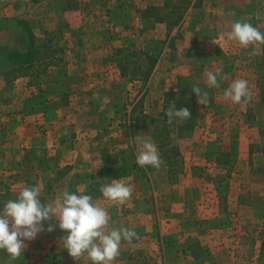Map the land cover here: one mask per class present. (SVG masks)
Returning <instances> with one entry per match:
<instances>
[{
    "label": "rangeland",
    "instance_id": "obj_1",
    "mask_svg": "<svg viewBox=\"0 0 264 264\" xmlns=\"http://www.w3.org/2000/svg\"><path fill=\"white\" fill-rule=\"evenodd\" d=\"M162 1L72 0L75 8L61 10L58 7L65 4L61 0H14L11 5L0 8V45L24 46L26 34L18 24L19 19L27 21L39 37L38 44L43 42L42 30L60 31L51 44L64 47L62 53H56L61 56L60 73L68 68V76L61 80L68 83L64 89L71 93L73 101L90 98L84 110L94 113L87 122L97 130L114 123L111 136L102 131L99 146H103L98 157L104 158L107 154L104 145L121 140L122 132L129 134L133 145L150 138L158 147L163 165L168 166L170 183L177 193L176 203L181 206L183 202L182 207L187 209L184 218L210 216L207 262L264 264V253H260L264 241V45L245 48L228 39L234 22H248L264 33V0H199L198 5H190L183 19L171 27L141 16V9L160 5ZM159 47L162 48L160 56L147 78H143L142 72L150 64L143 52L149 49L157 52ZM121 66L126 69L124 75H121ZM216 69L228 79L218 77L220 86L210 88L205 74ZM234 79L248 81L251 93L248 102L235 104L224 99L223 93ZM15 80L6 83L0 79L1 142L3 131L7 133L11 127L9 122L8 127L4 126V117L8 118V113L26 96L21 81L15 84ZM41 81L43 84L59 82L57 72H46ZM193 86L207 91V107L197 103V96L191 94ZM188 88L191 92L186 96L192 97L194 104V127L183 130L180 135L171 134L162 148L166 153L161 155L154 138L155 126L158 131L162 128L159 121L164 117L162 109L166 111L168 104L175 100L176 91ZM152 102L161 105L160 113L144 112L154 106ZM73 105L71 110H76L77 104ZM144 114L156 121L151 122ZM71 119L86 122V118L78 121L72 114ZM71 124L66 131L67 139L74 130L75 123ZM70 143L66 152H61L67 161L73 155ZM173 146L178 154L172 152ZM1 151L0 211L24 187L1 179L6 170L5 153ZM131 154V159L136 158L133 151ZM124 156L108 154L104 160L113 162ZM50 186L55 191L59 188L56 181H51ZM40 200L41 203L52 201L41 196ZM172 220L176 225L181 220L180 214L172 216ZM160 228L165 233L166 226ZM173 231L180 234L178 227ZM51 238V233L45 231L35 240L25 241L27 247L15 261L2 249L0 264L51 261L57 253V242L52 243ZM176 247L184 248L183 245L168 246L167 256L174 255ZM189 250L200 254V258L206 256L196 244ZM211 252L217 253L215 261ZM174 263L189 264L180 258Z\"/></svg>",
    "mask_w": 264,
    "mask_h": 264
},
{
    "label": "crops",
    "instance_id": "obj_2",
    "mask_svg": "<svg viewBox=\"0 0 264 264\" xmlns=\"http://www.w3.org/2000/svg\"><path fill=\"white\" fill-rule=\"evenodd\" d=\"M11 1L14 0H0V8L11 5ZM209 6L211 7L210 2ZM59 69V66H50L46 72L55 70L59 80L56 82L66 87L68 83L61 80L68 76V68L65 70L66 72L62 73ZM18 81H21L24 94L28 95L27 93H30L31 90L25 85L26 79L17 78L14 81L15 84H18ZM56 82H51V84ZM49 84L42 83L43 87ZM64 92L65 95L61 93L47 102V114L38 113L33 119L35 115L20 117L16 112L10 111L7 115L8 118L4 117L6 123L4 126L8 127V122L9 126L13 124L14 126L7 132L8 134L4 130L3 141L0 140V150H3L1 152H4L6 157L4 160L5 175L2 174L1 177L3 182L9 184L14 182L24 187L38 185L42 193L41 198H48L52 201L65 189L70 193L92 196L93 202L105 208L109 213L108 231L113 228H129L138 234V238L133 239L131 243L121 242L120 254L113 264H175V260L179 258L187 260L189 264H209L207 259L210 254H208L207 241L209 239L210 216H202L197 219L184 218L187 215L184 210L187 209L182 207L183 202L181 206L178 202L176 203L177 193L170 183L168 166L162 164L159 169L151 166H138L136 158L131 159L130 155L132 156V151L137 155L141 150V144L133 145L129 134L124 132L120 134L122 138L118 142L108 146L104 145L106 151L104 153H107L104 154V158L98 157L97 153L98 151L102 152L103 146H99L100 136L104 130L111 136L114 123H108L103 129L97 130L87 122V119H92L94 113L89 109L84 110L90 104V98H85L86 100H81V102L75 98L77 100L73 101L71 93L66 89ZM73 104H77L76 110H71L75 106ZM152 104L154 106L147 107L144 112L152 115L160 113L161 105L156 102H152ZM48 114H52L53 119L50 116L47 117ZM71 114L74 115V118H78V121L81 120L80 118H86V122H75L74 119H71ZM2 118L3 116L0 114L1 122ZM10 121L13 123L11 124ZM71 123H75L74 130L67 139L66 131L72 125ZM1 132L0 126V134ZM68 142H71L69 147L73 153L69 161L61 156V152H66L68 149ZM108 154L123 156L126 154V156L108 162L104 160ZM119 172L121 173L119 174ZM105 175L109 177H104ZM99 176L102 177L99 178ZM4 177L10 179V182L4 180ZM111 180H121L134 188L131 198L124 205L107 200L100 192L98 186H102L104 183L109 184ZM51 181L57 182L59 188L56 191L55 187L51 188ZM71 183L73 187L70 189ZM14 198L16 197L14 196ZM175 214H180L181 217L176 225L172 220V216ZM52 223L57 227L51 232L50 241L57 242V253L54 254L51 261L41 264H93L86 256H82L78 261L74 260L63 248V244H60L61 237L65 233L59 229L58 221ZM161 226H166L165 233L161 230ZM177 227L179 235L173 231ZM194 244L199 246L201 252H205L206 256L200 258V254L189 250V247ZM172 245H183L184 248L176 247L174 255L167 256L165 249ZM31 255L30 259L33 258ZM216 255L217 253L211 252L214 261L217 259ZM216 261V263H220L219 260Z\"/></svg>",
    "mask_w": 264,
    "mask_h": 264
},
{
    "label": "clouds",
    "instance_id": "obj_3",
    "mask_svg": "<svg viewBox=\"0 0 264 264\" xmlns=\"http://www.w3.org/2000/svg\"><path fill=\"white\" fill-rule=\"evenodd\" d=\"M228 39L236 41L242 47L249 45H264V33L248 22H234ZM206 84L210 88H218V77L221 70L206 72ZM192 92L197 96V103L207 107L209 97L207 91L199 86H193ZM224 99L240 104L251 99L248 81L234 79L223 93ZM164 111L167 122H186L191 119L188 108L177 109L175 104ZM136 164L140 167L151 166L159 169L164 164L158 147L150 138L141 142V150L136 155ZM134 188L121 180H111V183L100 187V192L107 200L124 205L132 196ZM41 189L25 186L14 200H8L0 211V249L6 250L11 260L19 259L27 247L25 241H33L42 232H53L57 227L52 221H58V227L65 233L60 244L74 259L86 256L93 264H113L120 254L122 241L131 243L138 234L129 228H113L108 231V211L93 202V197L86 194L62 191L53 201L41 203ZM47 222V228L45 223Z\"/></svg>",
    "mask_w": 264,
    "mask_h": 264
},
{
    "label": "trees",
    "instance_id": "obj_4",
    "mask_svg": "<svg viewBox=\"0 0 264 264\" xmlns=\"http://www.w3.org/2000/svg\"><path fill=\"white\" fill-rule=\"evenodd\" d=\"M65 4L60 5L59 9L64 8H75L76 3L72 0H61ZM199 0H163L160 5H149L141 9V16L147 20L153 22H165L168 26H174L183 19L190 5H198ZM18 24L22 26V30L26 34V42L22 48H13L8 45H0V79L6 83H9L17 78H25V85L28 89L34 88L30 93L15 106L11 112L25 117L29 115H35L38 113L47 114V102L54 96L65 95L64 86L62 84H49L43 87L41 77L46 73L50 66H58L61 60V56L56 53H62L64 47H54L51 43L60 31H48L42 30L43 42L38 44L39 37L31 29L26 20H17ZM60 30V28H58ZM66 47V46H65ZM161 47L157 48V52H151L149 49L145 54L147 61L150 63L149 66L142 72L143 78H147L153 65L156 63L158 57L161 54ZM156 51V50H155ZM119 63V62H118ZM125 67L121 66V75L125 74ZM36 90V91H35ZM67 90V89H66ZM64 92V93H63ZM191 92V89H182L176 91V98L168 106L175 104L177 109L188 108L191 112V119L186 122L173 121L172 124L167 122V117L159 120L162 123V128L158 131L155 126L156 135L155 141L159 143L161 149V155H165L163 147L165 140L173 133L180 135L183 130H188L194 127L193 119V98L186 96L187 93ZM194 94V93H191ZM170 100V99H169ZM126 102L122 103L125 106ZM145 118H148L151 122H155L156 119L149 115L144 114ZM12 124L13 121H10ZM14 124L8 130L13 128ZM172 152L178 154V150L175 146L172 147ZM168 159V156H165ZM260 253H264V242L260 245ZM264 258V255H262Z\"/></svg>",
    "mask_w": 264,
    "mask_h": 264
}]
</instances>
